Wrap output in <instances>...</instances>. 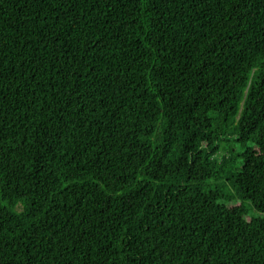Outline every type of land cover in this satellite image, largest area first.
<instances>
[{
    "label": "trees",
    "instance_id": "1",
    "mask_svg": "<svg viewBox=\"0 0 264 264\" xmlns=\"http://www.w3.org/2000/svg\"><path fill=\"white\" fill-rule=\"evenodd\" d=\"M0 264H264V0H0Z\"/></svg>",
    "mask_w": 264,
    "mask_h": 264
},
{
    "label": "rangeland",
    "instance_id": "2",
    "mask_svg": "<svg viewBox=\"0 0 264 264\" xmlns=\"http://www.w3.org/2000/svg\"><path fill=\"white\" fill-rule=\"evenodd\" d=\"M240 204H241V203H239V202L236 203V202L234 201V202L230 203L229 205H230V206H234V205H240ZM253 215H257V213H255V214H253Z\"/></svg>",
    "mask_w": 264,
    "mask_h": 264
}]
</instances>
